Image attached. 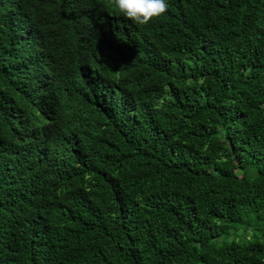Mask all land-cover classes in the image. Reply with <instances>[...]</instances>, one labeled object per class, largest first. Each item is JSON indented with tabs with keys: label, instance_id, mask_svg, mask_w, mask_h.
<instances>
[{
	"label": "trees",
	"instance_id": "trees-1",
	"mask_svg": "<svg viewBox=\"0 0 264 264\" xmlns=\"http://www.w3.org/2000/svg\"><path fill=\"white\" fill-rule=\"evenodd\" d=\"M0 0V264H264V0Z\"/></svg>",
	"mask_w": 264,
	"mask_h": 264
},
{
	"label": "clouds",
	"instance_id": "clouds-1",
	"mask_svg": "<svg viewBox=\"0 0 264 264\" xmlns=\"http://www.w3.org/2000/svg\"><path fill=\"white\" fill-rule=\"evenodd\" d=\"M114 9L139 25L161 16L167 10L166 0H112Z\"/></svg>",
	"mask_w": 264,
	"mask_h": 264
}]
</instances>
